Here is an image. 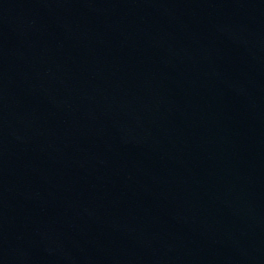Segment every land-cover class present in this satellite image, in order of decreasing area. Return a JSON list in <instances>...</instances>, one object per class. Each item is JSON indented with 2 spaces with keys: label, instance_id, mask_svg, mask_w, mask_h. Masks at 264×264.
<instances>
[{
  "label": "water",
  "instance_id": "water-1",
  "mask_svg": "<svg viewBox=\"0 0 264 264\" xmlns=\"http://www.w3.org/2000/svg\"><path fill=\"white\" fill-rule=\"evenodd\" d=\"M0 264H264V0H0Z\"/></svg>",
  "mask_w": 264,
  "mask_h": 264
}]
</instances>
